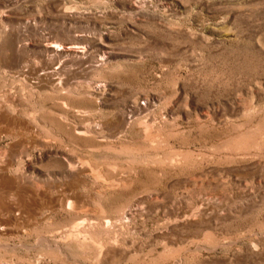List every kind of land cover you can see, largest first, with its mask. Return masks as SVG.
I'll return each mask as SVG.
<instances>
[{"label":"rangeland","instance_id":"rangeland-1","mask_svg":"<svg viewBox=\"0 0 264 264\" xmlns=\"http://www.w3.org/2000/svg\"><path fill=\"white\" fill-rule=\"evenodd\" d=\"M0 106V264H264V0H0Z\"/></svg>","mask_w":264,"mask_h":264},{"label":"bare ground","instance_id":"bare-ground-1","mask_svg":"<svg viewBox=\"0 0 264 264\" xmlns=\"http://www.w3.org/2000/svg\"><path fill=\"white\" fill-rule=\"evenodd\" d=\"M80 47H82V46H80ZM80 47H79V44H73V43H71V45L68 46V47H65V46H63L61 44H58V45L55 44V45H50L49 46V48L55 54H58V55H61V54L67 55V54H71V53H79L78 51H75L74 49L80 48ZM19 125L21 127L23 126L21 120L17 116H12L8 112V110H6L3 106H0V126H3L8 131L10 129H14L16 126H19ZM71 238H73V239H80V238H82L83 241H87V240H91L92 237L89 238V236L84 231H82L80 229V227L76 226L70 233H68L67 239L70 240ZM93 240H95V239H93Z\"/></svg>","mask_w":264,"mask_h":264}]
</instances>
